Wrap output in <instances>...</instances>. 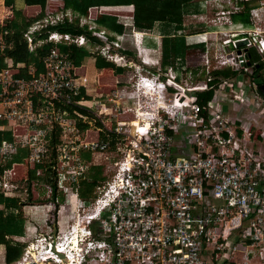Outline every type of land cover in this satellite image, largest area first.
Here are the masks:
<instances>
[{
  "label": "built area",
  "instance_id": "1",
  "mask_svg": "<svg viewBox=\"0 0 264 264\" xmlns=\"http://www.w3.org/2000/svg\"><path fill=\"white\" fill-rule=\"evenodd\" d=\"M201 1L214 13L206 23L212 29L196 38L203 41L202 62L209 65L208 35L226 33L216 67L237 72L212 84L214 77L192 84L170 66L161 71L144 45L147 32H109L90 11L78 23L97 44L56 30L34 39L47 25L73 20L67 11H46L24 31L29 50L53 46L42 55L39 73L28 66V77L22 76L23 64L10 57L0 69V131L11 136L0 140V193L28 194L15 167L27 174L47 162L48 169L35 174L47 172L40 183L55 197L45 213L49 232L26 241L11 264H264V94L247 54L252 48L264 62V0ZM246 2L250 27L231 19ZM7 35L0 31L1 53L11 45ZM126 41L138 61L121 52ZM59 44L86 46L129 76L109 91H95ZM208 89L211 97L201 101L197 92ZM18 148L27 155L9 165ZM102 164V178L81 195L92 181L90 168ZM56 207L52 221L48 214Z\"/></svg>",
  "mask_w": 264,
  "mask_h": 264
},
{
  "label": "trees",
  "instance_id": "2",
  "mask_svg": "<svg viewBox=\"0 0 264 264\" xmlns=\"http://www.w3.org/2000/svg\"><path fill=\"white\" fill-rule=\"evenodd\" d=\"M12 0H4L6 5H10ZM133 6L131 18H124L116 14L111 13H99L95 17V23L104 27L110 31H114L117 34L127 33L130 34L132 29L138 31L147 32L144 35V45L150 49L149 54L151 57H155L160 63V69L164 71L167 67H172L176 73V77H182L188 72H194L189 66L186 68L185 60L188 55H192L195 50L201 52L203 41H197L196 38H200L197 34H202L204 31L211 30L212 27L205 25L204 23L193 26L191 29L194 32H185L184 17L187 14L203 13L205 11L203 7V1L201 0H63V9L70 8L77 16L86 15L88 9L93 6ZM44 6V2H42ZM251 4L245 3L244 9L231 14L233 23H240L245 27H250L249 8ZM44 11L41 10L34 17H26L20 10L13 11V17L6 20L3 25H0V31L6 29L8 31L7 40L11 42L9 48L5 52H0V69L5 66V58H12L14 63L22 62L24 66L19 69L20 74L24 77H28L27 66L31 65L34 68L35 73L42 71L41 57L42 55L53 46L52 43L44 42L37 46L33 50H29L26 41L23 37L24 31L35 21L43 18ZM124 21L127 24H124ZM190 29V30H191ZM56 30L59 32H68L71 34H83L92 43H98V40L91 36V32L87 30L86 25L80 26L78 23V17L71 21L66 18L55 24L47 25L41 30V33H35L34 39H43L46 35V31ZM194 35V37H189ZM58 48L63 51H68L69 56L75 66H80L86 57L94 58V66L100 70H109L114 74L123 72L121 66L115 65L112 62H108L105 58L99 54L93 53L86 46L64 45L59 44ZM123 54L136 57L135 49L129 41L125 42V49L121 50ZM249 63L256 62L254 67L253 77L259 79V84L264 80L260 71L264 67V62H261L256 54L255 50L250 48L247 51ZM153 68V69H152ZM155 71L156 67H151ZM204 72V71H202ZM208 76L214 77L210 82L216 83L218 77H234L237 72L230 68L213 69L208 72ZM104 81V80H103ZM213 90L208 89L206 91L197 92L198 98L203 101L211 97ZM85 126V125H82ZM93 136L92 134H88ZM4 138H11L10 132L0 131V140ZM101 138H106L101 134ZM111 139V137H110ZM53 154V150H51ZM27 155V150L18 148L9 161V165L12 162H21L23 157ZM51 157V154H48ZM87 156V155H85ZM49 159V158H47ZM38 168L43 170L48 169V164L43 163L35 165L33 169H29L27 172V186L29 190V184L31 180L45 181L48 180L47 172L45 175H36L35 171ZM102 168L100 166H93L90 168L88 174L92 181L84 183L83 189L80 191L81 195L85 194V190L91 189L96 180L101 177ZM19 191L9 194L0 193V231L6 235H22L24 232L25 218L22 213V207L26 204H33L34 202L29 199L28 195L25 199H22ZM55 192H52L48 198L38 199L37 202L53 201ZM36 203V202H35ZM4 244V262L10 264L17 260L23 251L24 244L18 241H13L11 238H6L3 241Z\"/></svg>",
  "mask_w": 264,
  "mask_h": 264
},
{
  "label": "crops",
  "instance_id": "3",
  "mask_svg": "<svg viewBox=\"0 0 264 264\" xmlns=\"http://www.w3.org/2000/svg\"><path fill=\"white\" fill-rule=\"evenodd\" d=\"M42 2H44V6H42ZM113 6L120 7L121 10H123L121 12V14H131L132 13L131 9H130V6H123V5H113ZM104 7H109V6H99V7L93 6V7H90L88 9V11H90L91 16L94 18V21H95V17L99 13L106 12V13H111V14H117L116 12H112V11L106 10ZM127 8H129V9H127ZM131 8H133V6H131ZM14 10H20L22 12V14L24 16H26V17H34L41 10H43L44 13H46V11H52V12L53 11L54 12L67 11L68 13H70L71 15L74 16L73 18H76V17L79 18L81 16H84V15L77 16L78 14H76L70 8L63 9V0H12L10 2V5H6L4 3V0H0V25H3L6 20H8L11 17H13V11ZM98 27H100V26H98ZM100 28H104V27H100ZM104 29H106V28H104ZM106 30L109 31V32H114V31H110L108 29H106ZM90 59H91V65L89 66V70L91 71V73H94V71L96 73H95V75H92L91 73L90 74L84 73V72L83 73L87 77L90 78V85L96 91V90H99L98 87L101 86L102 84L103 85L104 84L105 85L106 84L109 85V82L106 81V80H109V79H106L104 77H95L96 74L99 75L100 73L103 72V70L97 69L94 66V58L93 57H90ZM20 63H22V62H20ZM22 64L23 65L21 67H19V69H21L24 66V63H22ZM29 66H31V65H29ZM82 67H83V63L80 66L77 67L78 71ZM27 70H28V66H27ZM124 73H126V70H123V72L119 73V74L112 73L114 77H111V79L112 78L114 79V84H112L113 86L110 87L111 89L115 86V82H118V86L121 85V84H119V82H123L125 79H123V77H120V76H124ZM128 76L129 75L125 74V77H128ZM100 78H104V79H100ZM259 78L264 80L263 77H259ZM256 81H258V79H256ZM94 83H95V85H94ZM101 88H102V86H101ZM98 92H102V91H98ZM104 92H106V91H104ZM48 203H49V201L41 202V203L26 204V205H24L22 207V213H23V216L25 218L24 232H23L22 235H18L17 234V235H9L8 236V235H6V234H4L3 232L0 231V264H5V262H4V250H5V248H4V244H3L4 239L11 238L13 241H18V242H21V243L24 244L25 241L29 240V236L32 233H37L38 229L40 231L49 232L48 225H46L45 222H44L45 213L47 211V208H49V207H47ZM1 207H2V205L0 204V208Z\"/></svg>",
  "mask_w": 264,
  "mask_h": 264
},
{
  "label": "rangeland",
  "instance_id": "4",
  "mask_svg": "<svg viewBox=\"0 0 264 264\" xmlns=\"http://www.w3.org/2000/svg\"><path fill=\"white\" fill-rule=\"evenodd\" d=\"M104 8L106 10L116 12V13H121L123 11V10H121L120 7H116V6H109V7H104ZM53 13H55V12L53 11ZM213 15H214L213 11H210V10H208L207 12L204 11L203 14L201 15L202 16L201 18L200 17L198 18L197 16L193 17L191 14L185 15V17H184L185 32L186 31H187L186 33L194 32V31H192L191 28L195 25H196V27H197V25L202 24V23H204L206 25V23H208L210 21V19L212 18ZM225 34L226 33H222V32L209 34L208 36L211 39L209 41L213 42L212 49L209 53V65H206V64H204V62H202L200 52H196V50H195V52L192 55L187 56V60H188L189 65H187V66H186V64L184 65V67L186 66V68H187L189 66L190 69H192L193 71L195 70V71L194 72L190 71V72L186 73L185 75H183L182 77H190V81H188V82H190L192 84H196L199 82H203L206 77H209L208 76L209 71H211L213 69H219L216 67V65L218 64V63H216V57H218V55L220 53L219 48H218V44L222 40V38H224L226 36ZM134 59H135V61H138L137 57H134ZM90 65H91V59H90V57H86L84 59V62H83V67L80 68L79 71L82 73L84 72V73L90 74L91 73V71L89 70ZM152 69L150 68L149 70L153 71ZM166 70H167V68L164 71H166ZM202 71H204V72H202ZM95 73L96 72L94 71V73H91V74L95 75ZM125 74L126 73H124V76H120V77H123V79H124ZM260 74L264 78V67L260 71ZM161 75H162V73H161ZM95 77H104L106 79H109V80H106L109 82V85L108 84H106V85L102 84L101 85L102 88H101V86H99L98 87L99 90H96V91H102V92L109 91L111 89L110 87L113 86L112 84H114V79L113 78L111 79V77H114V76L109 70H104L99 75L96 74ZM243 77H252V75L246 74ZM104 78H100V79H104ZM95 83H94V85H95ZM122 83L123 82H119V84H122ZM91 88H93V87L91 86ZM90 92L92 94H94V90H91ZM88 139H90V136L88 137ZM100 167L102 168V172H104V169L106 171V167L104 164H102ZM15 171H16L15 177H16V179H19V181H18L19 185L21 187H24V188L27 187L26 180H25V177L27 176V174H25V167L22 165H18L15 167ZM20 194H21L20 196L23 199H25L28 195L29 199L32 200L34 203L35 202L38 203L37 202L38 199H43V198L48 197V193H47L45 187L43 186V184L40 183L39 180H35L33 183L30 182L28 194H25L23 191ZM57 208L58 207H56L55 209L50 211V215L48 214V217H49L48 219H51L52 217H53L51 219L52 221H55L57 219V215H56ZM46 217H47V215H46ZM47 222L49 225L51 224L49 221H47ZM38 232H40L39 229H38L37 233H32L29 236V240L33 239V236L37 235ZM27 243L28 242L25 241L24 245L26 246Z\"/></svg>",
  "mask_w": 264,
  "mask_h": 264
},
{
  "label": "water",
  "instance_id": "5",
  "mask_svg": "<svg viewBox=\"0 0 264 264\" xmlns=\"http://www.w3.org/2000/svg\"><path fill=\"white\" fill-rule=\"evenodd\" d=\"M243 43H245V42H241L240 44H243ZM258 81H259V79H258ZM259 89L264 94V83L259 84Z\"/></svg>",
  "mask_w": 264,
  "mask_h": 264
},
{
  "label": "bare ground",
  "instance_id": "6",
  "mask_svg": "<svg viewBox=\"0 0 264 264\" xmlns=\"http://www.w3.org/2000/svg\"><path fill=\"white\" fill-rule=\"evenodd\" d=\"M88 134H92V135H93V134H94V132H93V131H88Z\"/></svg>",
  "mask_w": 264,
  "mask_h": 264
}]
</instances>
